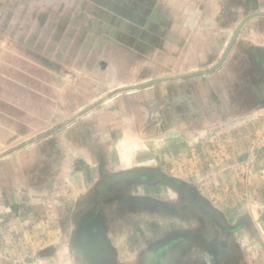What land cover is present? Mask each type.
Masks as SVG:
<instances>
[{"label":"crops","instance_id":"crops-1","mask_svg":"<svg viewBox=\"0 0 264 264\" xmlns=\"http://www.w3.org/2000/svg\"><path fill=\"white\" fill-rule=\"evenodd\" d=\"M260 12L264 0H0V206L60 210L103 145L92 129L116 127L108 117L124 128L125 107L144 128L187 135L242 116L264 127ZM86 223L81 246L108 255L102 221ZM183 239L161 257L181 261Z\"/></svg>","mask_w":264,"mask_h":264},{"label":"rangeland","instance_id":"rangeland-1","mask_svg":"<svg viewBox=\"0 0 264 264\" xmlns=\"http://www.w3.org/2000/svg\"><path fill=\"white\" fill-rule=\"evenodd\" d=\"M122 110L124 128L108 117L116 127L92 129L103 145L62 193L59 211L2 203L0 264H264V127L242 116L187 135L144 128L139 113ZM133 119L142 126L129 128ZM92 216L110 242L102 257L80 244ZM176 237L186 241L182 260H164L169 253L157 250Z\"/></svg>","mask_w":264,"mask_h":264},{"label":"flooded vegetation","instance_id":"flooded-vegetation-1","mask_svg":"<svg viewBox=\"0 0 264 264\" xmlns=\"http://www.w3.org/2000/svg\"><path fill=\"white\" fill-rule=\"evenodd\" d=\"M100 238V235L98 233L93 234V241L96 242ZM167 249V248H166ZM165 249L163 247H160L157 252H164Z\"/></svg>","mask_w":264,"mask_h":264},{"label":"water","instance_id":"water-1","mask_svg":"<svg viewBox=\"0 0 264 264\" xmlns=\"http://www.w3.org/2000/svg\"><path fill=\"white\" fill-rule=\"evenodd\" d=\"M258 14H264V13L260 12V13H258ZM258 14H255L254 16H256V15H258ZM251 17H253V15L247 17L245 20H243V21L241 22V24H243L247 19H249V18H251Z\"/></svg>","mask_w":264,"mask_h":264}]
</instances>
